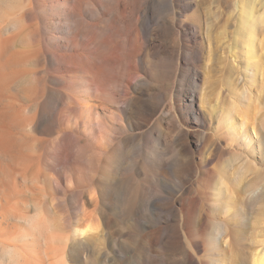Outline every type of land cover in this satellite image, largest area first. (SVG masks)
<instances>
[{
  "label": "bare ground",
  "instance_id": "obj_1",
  "mask_svg": "<svg viewBox=\"0 0 264 264\" xmlns=\"http://www.w3.org/2000/svg\"><path fill=\"white\" fill-rule=\"evenodd\" d=\"M232 1L0 0V264H208L197 253L219 240L235 264H264L262 232L235 243L219 221L211 240L198 203L221 147L243 155L214 205H264V115L249 120L246 86L264 85V0L226 16ZM238 47L244 84L202 153L200 63ZM246 163L262 174L240 185Z\"/></svg>",
  "mask_w": 264,
  "mask_h": 264
},
{
  "label": "rangeland",
  "instance_id": "obj_2",
  "mask_svg": "<svg viewBox=\"0 0 264 264\" xmlns=\"http://www.w3.org/2000/svg\"><path fill=\"white\" fill-rule=\"evenodd\" d=\"M231 10H234V0L232 1V5L225 6L226 16L231 14ZM235 31V21L229 20L226 26V32H229L227 37L229 38V46H226V48L233 45L236 34ZM261 37L263 38V35L258 37L257 42H259V38ZM257 42L256 47H258L257 44L259 46L261 45L260 48L264 51V43L260 44ZM237 49H239L240 54L236 60L230 58L226 49H216L212 51L210 55L206 54L205 59L200 63L202 74L197 83L199 87L203 88L204 103L201 104L200 110L203 113L202 115L204 120H206V124L196 126V128L200 127L201 129L196 130L195 138L203 140L201 150L202 153H208L212 148L211 145H213L214 135L218 130L219 121L221 119L220 117L223 112L229 108L231 100H233L231 91L236 87L241 86V84H244V80L242 79L243 81H239L237 80V77L238 73L242 71L243 65L245 64V56L244 51L241 48L238 47ZM246 86L252 91L249 120L252 115L254 116V113L256 118L263 116L264 90L261 92L260 87L264 88V85L256 82L253 85L246 84ZM201 130L206 132L205 137H202L200 134ZM250 132L254 135L252 130ZM237 153L238 154H234L232 152L224 151L221 147L216 149L215 157L209 164V167L214 173L213 180L208 183L204 181V183L201 182L197 184V190H199L202 196L198 201L199 207L202 208L201 205H203L207 209L210 218L206 236L211 240H215L217 236L216 223L222 221L226 223L235 243L236 241H239L238 239L240 238L243 242L248 244L253 232L254 234H260V232H262V235H257L259 242L256 245V249L264 251V205L263 209L255 207L251 212L247 209L246 205H243L244 210L242 209L240 214L235 216L234 213L231 212H235V209L238 208L239 204V198L236 195V192H238L236 185H231V188H234V192L236 191L232 202L233 205H231L232 209L230 208L231 214L225 216V213L221 210V208L216 207L213 203L216 197L220 195V189L223 187L220 179H218V175L222 172H226L225 174L228 173V175H231L233 166H235L234 158L242 154L239 150H237ZM197 154H199V149L197 150ZM251 158L254 159L253 157ZM256 161H258L257 157ZM245 170V176L240 185L245 182H250L262 174V167L260 165L246 163ZM212 198L213 200L210 202V199ZM255 218H257L256 229L253 231L251 222ZM216 244L217 247L214 250L207 252L202 250L198 252L197 255L208 264H217V260H226L229 261V264H235L237 256L235 255L233 249H231L232 247H229V245L225 244L222 240H219ZM180 256L182 255L180 254Z\"/></svg>",
  "mask_w": 264,
  "mask_h": 264
}]
</instances>
